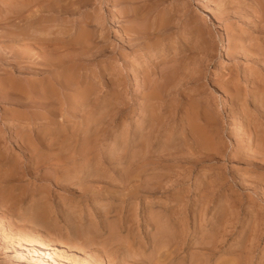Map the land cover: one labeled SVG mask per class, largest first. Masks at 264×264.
Returning a JSON list of instances; mask_svg holds the SVG:
<instances>
[{"label": "rangeland", "instance_id": "rangeland-1", "mask_svg": "<svg viewBox=\"0 0 264 264\" xmlns=\"http://www.w3.org/2000/svg\"><path fill=\"white\" fill-rule=\"evenodd\" d=\"M9 1L0 264H264V0Z\"/></svg>", "mask_w": 264, "mask_h": 264}, {"label": "bare ground", "instance_id": "bare-ground-1", "mask_svg": "<svg viewBox=\"0 0 264 264\" xmlns=\"http://www.w3.org/2000/svg\"><path fill=\"white\" fill-rule=\"evenodd\" d=\"M1 1H2V0H1ZM1 1H0V2H1ZM8 1H9V0H8ZM19 1H20V0H19ZM22 1H23V0H22ZM39 1H40V0H39ZM41 1H42V0H41ZM44 1H45V0H44ZM9 2H10V1H9ZM36 2H37V1H36ZM36 2L33 1V3H36ZM1 3H2V2H1ZM10 3H11V2H10ZM41 3H42V2H41ZM7 4H8V3H7ZM7 4H6V6H7ZM17 4H19V3H18V0H15V3H14V7H15V9H16ZM30 4H32V2H30ZM11 5H12V3H11ZM20 6H23L22 3H21ZM24 6H25V5H24ZM26 6H28V4H27ZM30 6H31V5H30ZM33 6H34V5H33ZM36 6H37V5H36ZM36 6H35V7H36ZM14 7L12 6L11 9H14ZM31 7H32V6H31ZM22 8H23V7H22ZM22 8H20V10H21ZM27 8H28V7H27ZM36 8H37V7H36ZM25 9H26V7H25ZM15 11H16V10H15ZM17 11H18V9H17ZM24 11H25V10H24ZM27 11H28V10H27ZM30 11H33V9L30 10ZM20 12H21V11H20ZM20 12H19V14L22 13V12H21V13H20ZM16 14H17V13H16ZM21 16H22V15H21ZM22 17H23V16H22ZM25 21H26V20H25ZM23 22H24V21H23ZM41 35H42V34H41ZM43 35H44V34H43ZM27 37H28V36H27ZM1 56H2V55H1ZM36 56H37V55H36ZM9 91H10V90H9ZM18 93H19V92H18ZM18 93H17V94H18ZM20 93H21V92H20ZM25 93H26V92H25ZM24 96H25V95H24ZM21 97H22V96H21ZM13 98H14V97H13ZM227 104H228V100L225 99L224 102H223V104H222V106H225V105H227ZM161 235H162V234H161ZM120 242H121V241H120ZM89 243H90V242H89ZM108 247H109V246H108ZM163 249H164V248H163ZM19 256H20V255H19ZM21 258H23V257H21ZM13 259H14V258H13ZM6 261H7V260H6ZM18 261H19V260H18ZM18 261H17V262H18ZM20 261H21V260H20ZM12 262H13V261H12ZM17 262L15 261V263L13 262V264H23V263H19V262L17 263ZM21 262H22V261H21ZM6 264H8V263L6 262ZM30 264H32V263H30Z\"/></svg>", "mask_w": 264, "mask_h": 264}]
</instances>
